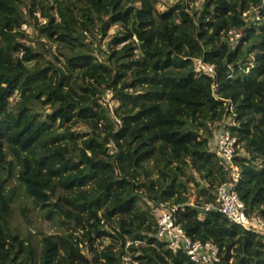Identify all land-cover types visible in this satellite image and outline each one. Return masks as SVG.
<instances>
[{
    "label": "trees",
    "instance_id": "obj_1",
    "mask_svg": "<svg viewBox=\"0 0 264 264\" xmlns=\"http://www.w3.org/2000/svg\"><path fill=\"white\" fill-rule=\"evenodd\" d=\"M158 1L0 0V264H195L157 236L164 203L219 264H264V236L204 211L227 129L264 217V0ZM20 189L57 232H17Z\"/></svg>",
    "mask_w": 264,
    "mask_h": 264
},
{
    "label": "built area",
    "instance_id": "obj_2",
    "mask_svg": "<svg viewBox=\"0 0 264 264\" xmlns=\"http://www.w3.org/2000/svg\"><path fill=\"white\" fill-rule=\"evenodd\" d=\"M37 16L40 17L39 12ZM24 25L27 27V24ZM235 36L239 37V34H235ZM204 68L210 72L214 71L211 65H206ZM107 96L111 98L112 92L108 91ZM216 137L217 154L224 161V169L229 172L231 180L219 185L214 202L208 203L204 211L218 210L231 222L242 226L245 230L264 236V217L259 214L249 216L246 212L245 202L234 189L235 184L241 177L240 167L234 161L237 150V137L227 129L218 131ZM176 211V205L172 206L165 203L159 205L157 210V236L168 242V247L174 252H177L183 246L195 264H219L220 257L215 245L211 241L190 238L182 225L176 220ZM137 242L131 241L127 245ZM124 259L128 263L131 256L126 255Z\"/></svg>",
    "mask_w": 264,
    "mask_h": 264
},
{
    "label": "rangeland",
    "instance_id": "obj_3",
    "mask_svg": "<svg viewBox=\"0 0 264 264\" xmlns=\"http://www.w3.org/2000/svg\"><path fill=\"white\" fill-rule=\"evenodd\" d=\"M177 0H159L158 2V8L160 10H164L167 8L168 5H171L173 3H175ZM38 13V12H37ZM24 24H27V27H25ZM22 24V31L25 32V35H28L29 37L33 38L34 36H36L38 34V30H36L31 24L29 23H24ZM116 31V28L113 27L110 29L108 36H106L105 38H103V34L99 33L97 36L96 41H99V44H102V49L100 47H98L97 49L100 51L99 54L101 56H103V51L102 50H107V43L109 42L111 35ZM26 40V39H25ZM45 41V40H44ZM50 45L48 44V47ZM55 46L52 47V49H54ZM201 64L199 63V66ZM214 66H212V69L214 70ZM108 97V96H107ZM108 99L110 100V97H108ZM111 106H115L116 102L114 101L113 103L110 102L109 103ZM229 121V120H227ZM217 135V133H216ZM217 137H214V140L212 141H216ZM16 183V182H14ZM193 200L196 199V195H194ZM20 206H24V207H31V200L27 197V195H25V193L23 192L22 189H20V193L18 196L17 201L15 202V208H16V215L14 218V224L15 227L18 229L17 232L21 233L22 235H26L28 231H31L33 233H36L38 236L40 235V232L43 233H52V232H57V228H56V223L58 222L57 218H54L52 220H48L46 218L45 215V211L42 209H36L35 211H31L29 213V219L30 222H26L24 220V217L20 211ZM88 213H91L90 210H88Z\"/></svg>",
    "mask_w": 264,
    "mask_h": 264
},
{
    "label": "clouds",
    "instance_id": "obj_4",
    "mask_svg": "<svg viewBox=\"0 0 264 264\" xmlns=\"http://www.w3.org/2000/svg\"><path fill=\"white\" fill-rule=\"evenodd\" d=\"M256 17H257V20H260V19H261L260 13H259L258 15H256ZM211 66H213V65H211ZM213 72H214V71H213ZM235 137H236V136H235ZM213 144H214L215 150H216V152H217L216 141H215V142L213 141ZM236 152H237V150H236Z\"/></svg>",
    "mask_w": 264,
    "mask_h": 264
}]
</instances>
